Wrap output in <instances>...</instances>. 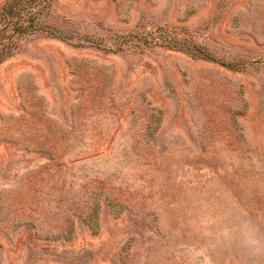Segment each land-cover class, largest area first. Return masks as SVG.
<instances>
[{"label": "rangeland", "instance_id": "1", "mask_svg": "<svg viewBox=\"0 0 264 264\" xmlns=\"http://www.w3.org/2000/svg\"><path fill=\"white\" fill-rule=\"evenodd\" d=\"M52 8L0 64V264H264V0Z\"/></svg>", "mask_w": 264, "mask_h": 264}, {"label": "trees", "instance_id": "2", "mask_svg": "<svg viewBox=\"0 0 264 264\" xmlns=\"http://www.w3.org/2000/svg\"><path fill=\"white\" fill-rule=\"evenodd\" d=\"M55 0H6L0 6V64L23 49L24 42L35 36L60 37L41 23L44 14L52 12ZM85 222L97 227V204ZM73 230L59 232L55 239L69 240Z\"/></svg>", "mask_w": 264, "mask_h": 264}]
</instances>
